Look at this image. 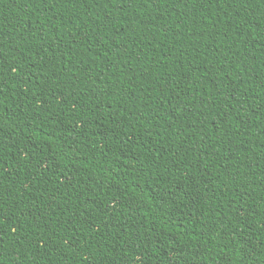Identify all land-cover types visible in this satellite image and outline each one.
Wrapping results in <instances>:
<instances>
[{"label": "trees", "instance_id": "obj_1", "mask_svg": "<svg viewBox=\"0 0 264 264\" xmlns=\"http://www.w3.org/2000/svg\"><path fill=\"white\" fill-rule=\"evenodd\" d=\"M0 52L2 264H264V0H0Z\"/></svg>", "mask_w": 264, "mask_h": 264}, {"label": "snow or ice", "instance_id": "obj_2", "mask_svg": "<svg viewBox=\"0 0 264 264\" xmlns=\"http://www.w3.org/2000/svg\"><path fill=\"white\" fill-rule=\"evenodd\" d=\"M41 3H46L47 0H40ZM80 2H86V0H80ZM170 3H185L186 0H169ZM238 3H249L251 2V0H237ZM121 3H124V0H121ZM18 51V49H17ZM7 64L6 59L3 56V53L0 52V69H3L4 66ZM17 76L15 77L16 79H19L20 76L23 75V69L19 68V66H17ZM3 73L2 71H0V77H2ZM31 82V77H28L25 80H22L21 83L23 84H28ZM4 84V81L2 79H0V87H2ZM3 96V92L0 91V97ZM3 217H0V221H2ZM0 264H2V262H0Z\"/></svg>", "mask_w": 264, "mask_h": 264}]
</instances>
